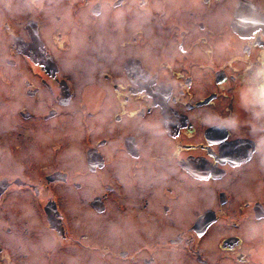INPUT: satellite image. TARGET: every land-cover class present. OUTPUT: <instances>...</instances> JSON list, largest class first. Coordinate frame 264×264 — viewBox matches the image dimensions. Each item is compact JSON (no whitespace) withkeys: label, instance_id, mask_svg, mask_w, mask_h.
<instances>
[{"label":"flooded vegetation","instance_id":"1","mask_svg":"<svg viewBox=\"0 0 264 264\" xmlns=\"http://www.w3.org/2000/svg\"><path fill=\"white\" fill-rule=\"evenodd\" d=\"M127 210L142 264H264V0H0V264H133Z\"/></svg>","mask_w":264,"mask_h":264},{"label":"rangeland","instance_id":"2","mask_svg":"<svg viewBox=\"0 0 264 264\" xmlns=\"http://www.w3.org/2000/svg\"><path fill=\"white\" fill-rule=\"evenodd\" d=\"M129 22L133 23L130 28H133L134 26L140 27V17L135 18V20L130 19ZM145 24H146V22H145ZM146 29L148 32H152V30H157L156 27L152 25V23H151V27L146 28ZM142 50L144 52H147L148 48H143ZM152 55L154 56V54H152ZM246 91H247L246 89L241 90V92L239 93L240 96L244 98V96H246ZM21 98H23L26 101L25 97L21 96ZM21 98H18L19 102H20ZM6 103H8V101ZM29 104H31V103L29 102ZM238 104L243 106L241 100H237L236 109L239 106ZM241 109H242V112H244V109L243 108H241ZM8 112H10V111H8ZM242 112L239 111L238 113H242ZM194 113L197 117H200L203 112L201 110H199V111H196ZM253 115L240 114V118H242L246 121H251L253 119ZM215 117H217V116H215ZM210 119H212V118H210ZM33 122H36V121L33 120ZM33 122L31 123L32 127H34ZM241 131L243 133H246V134H251V128L241 130ZM248 175L249 174H247L246 176H248ZM28 207H29V205L26 204V208H25L26 211H27ZM186 209H187V207H182L179 209V211L184 212ZM114 213L116 215H114L112 218H109L108 224L106 226V229L108 231V236L105 238V240H108L109 242L114 244L115 247L122 246V245H128L133 250L136 249L137 255L140 256V260L138 258H136L135 254H134L133 264H142L145 256L150 255L151 251H152V253H154L153 247L151 246V240L148 241V237L151 236L150 233H152L153 232L152 230H154L155 227L157 226L156 220L153 218V216L151 214L146 215V216H141V214H140L139 217H135V212L133 210H129V211L127 210L125 212L114 211ZM85 214L86 213L76 215V214L70 212L68 214L70 224L73 227H82L80 222L84 221V222H86V226L88 224L90 228L95 226V222L92 224V222H88L87 220L84 219ZM166 225H169V223L166 222ZM247 228L253 229L254 237L257 240L259 238L258 234H259V230L261 228L256 227V225L253 227H247ZM263 237H264V235H263ZM147 244H149V246ZM144 247H146V248H144ZM170 257H172V255ZM176 257H179V256H176ZM124 260L129 261L130 258H125ZM125 261H124V264H125ZM164 261L168 262V258Z\"/></svg>","mask_w":264,"mask_h":264}]
</instances>
